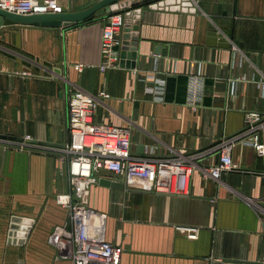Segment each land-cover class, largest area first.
Returning <instances> with one entry per match:
<instances>
[{
	"label": "crops",
	"instance_id": "0c3cea01",
	"mask_svg": "<svg viewBox=\"0 0 264 264\" xmlns=\"http://www.w3.org/2000/svg\"><path fill=\"white\" fill-rule=\"evenodd\" d=\"M98 1L60 0L67 12ZM140 1L135 67L121 58L99 69L108 13L64 31L5 29L16 28L18 45L43 58L25 63L0 52V135L65 145L72 92L107 91L94 120L129 127L132 154L157 147V156L183 151L194 162L189 194L105 186L101 179L115 177L96 173L90 205L107 213V238L124 248L121 264H264V156L237 145L240 169L220 178L207 171L219 162V143L246 128L247 113L264 116V0ZM196 74L204 92L193 107ZM69 188V161L59 151L0 138V264H73L50 240L57 227H71L57 202ZM14 217L17 241L9 237ZM181 227H197V238Z\"/></svg>",
	"mask_w": 264,
	"mask_h": 264
},
{
	"label": "built area",
	"instance_id": "2783aa9c",
	"mask_svg": "<svg viewBox=\"0 0 264 264\" xmlns=\"http://www.w3.org/2000/svg\"><path fill=\"white\" fill-rule=\"evenodd\" d=\"M0 9L19 15L65 11L60 0H0ZM125 13V10L118 9L107 16L101 37V71L118 67L121 61L116 47L121 42V32L126 24ZM77 66L82 69V65ZM232 84L235 86V81ZM203 86L202 75L190 77L188 103L191 106L197 107L201 103ZM156 93L162 94L163 91ZM99 97L110 98L111 94L107 91L98 95L83 90L73 91L68 102L70 139L59 149L49 147L69 161L70 188L57 195V202L68 209L71 225L70 229L57 227L50 240L59 247L60 256L71 259L73 264H121L122 261L124 248L107 238V213L90 205L92 188L97 182L96 173L105 170L115 180L123 179L128 187L134 189L189 194L194 171L191 155L183 151L176 152L174 156H157V147H153L145 149L144 155L132 154L129 127L95 122ZM237 145L251 146L264 156V116L261 113H247L246 128L219 143V162L207 169L211 176L220 178L225 171L240 169L233 160V150ZM18 146L22 148L24 144ZM181 229L188 232L190 239L198 236L197 227ZM9 237L11 241L18 240L15 231Z\"/></svg>",
	"mask_w": 264,
	"mask_h": 264
},
{
	"label": "water",
	"instance_id": "95a60500",
	"mask_svg": "<svg viewBox=\"0 0 264 264\" xmlns=\"http://www.w3.org/2000/svg\"><path fill=\"white\" fill-rule=\"evenodd\" d=\"M173 2V0H171ZM170 3L169 1H166ZM166 3V4H167ZM141 5L140 0H100L94 5L75 12H67L63 13H48V14H36V15H19L15 13H10L0 9V29H7L9 27H21V28H48V29H62L66 30L68 27L76 26L78 24L86 23L94 20L97 16L122 9L125 10L126 14V24L123 28V32L121 34V42L117 45L116 49L119 50L122 61L125 59L132 60L131 63H127L124 65L121 61L122 66L127 67H135V60L137 59V48H138V36L136 34H132V31H137V23L132 25L133 18H137L138 14H140L141 9L139 6ZM184 5V4H183ZM135 8V9H134ZM135 16V17H133ZM0 138H6L10 140H18V141H26L31 144H39L47 147H63L64 144H53L48 142L35 141L31 138H23V139H14V137L0 135ZM219 143L216 142L213 145ZM105 186L117 187L124 189L126 187L125 180L123 179H101L100 181ZM264 205V203H263ZM21 219L19 217H14L12 220V225L10 229V236L13 232L18 233L19 222ZM32 222L31 220H29ZM23 228V227H22ZM27 230V226L24 227ZM22 234V233H21ZM24 235V234H22ZM23 237V236H22ZM19 240V239H18ZM15 241V239L13 240Z\"/></svg>",
	"mask_w": 264,
	"mask_h": 264
},
{
	"label": "rangeland",
	"instance_id": "374dc122",
	"mask_svg": "<svg viewBox=\"0 0 264 264\" xmlns=\"http://www.w3.org/2000/svg\"><path fill=\"white\" fill-rule=\"evenodd\" d=\"M16 28H12V30L0 29V52L5 54L6 56L20 57L23 62H27L28 59H39L43 58L40 55L32 54L29 48H27L24 43L19 46V40L15 37ZM27 45L28 43L25 42ZM34 50H38L39 53L43 54L45 57H48L50 54V49H42L35 48ZM45 51V53H43Z\"/></svg>",
	"mask_w": 264,
	"mask_h": 264
}]
</instances>
